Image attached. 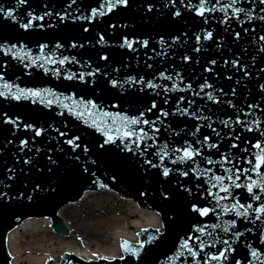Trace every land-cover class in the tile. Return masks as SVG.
Masks as SVG:
<instances>
[{
    "label": "water",
    "instance_id": "95a60500",
    "mask_svg": "<svg viewBox=\"0 0 264 264\" xmlns=\"http://www.w3.org/2000/svg\"><path fill=\"white\" fill-rule=\"evenodd\" d=\"M199 2L129 0L128 6H120L88 22L73 20L72 17L89 15L92 8L100 7L102 0H76L75 3H71V0H26L25 3L20 0H0V8L5 12L12 11L16 17L13 20L0 13V44L5 45L0 49V73L4 80L19 88L52 89L62 94L60 100L70 106L72 101L63 97L70 96L77 102L92 100L102 106L91 109L92 115H89L85 104L79 103L76 111L84 112L81 117L71 114L57 103L33 104L30 99L15 101L0 98V114L7 113L13 119L19 117L21 122L16 127L4 123L0 117V190L8 194L0 199V264H14L11 262L8 234L27 219L49 218L56 232L68 234L59 212L64 205L77 201L87 191L113 190L122 198H131L141 208L157 212L161 216L162 227L156 230L144 225L136 241L123 237V242L127 241L130 247L137 250L135 253L122 249L123 253L118 255L85 260L77 252L65 251L59 261L48 259L43 264H69V261L71 264H169L168 258L174 257L178 245L182 243L181 237L186 238L192 232L193 225L218 222L215 215L200 217L192 210L193 204L199 207L208 205V199H203L202 194L206 196V190L210 187L206 181L211 173L200 174L198 170L197 174L189 171L187 176L181 175L180 170L188 171L189 168H195L196 164L189 161L174 165L170 162L175 158L171 152L169 157H165L161 168H152L145 163L147 159L154 164H161L159 155L154 153H161L165 143L169 149L183 148L185 141L199 147L195 141H203L204 136L211 138L210 143L218 142L220 147L211 150L205 147L202 149L203 155L219 159L221 152L229 150L232 143L230 137L238 132L241 134V140L237 142L240 148L247 146L250 152L258 153L252 145L260 140L259 133L244 131L234 121L239 117L246 123L253 122V127L258 121L260 127L264 128V89L261 87L264 85V39H261L264 37V21L259 19L264 15L260 11L264 5L259 0H239L235 7H243L247 12L238 14V18L231 17L229 12L231 18L222 23L225 14L220 8L228 0H210L207 7L214 6L217 10L206 13L204 17L196 14L195 8ZM177 10L179 16L174 15ZM47 12L52 15L45 16L43 21H34L33 27L27 30L21 27V24L28 22L29 13L40 16ZM58 13H71V16L62 22ZM249 13L251 19L248 18ZM40 24L44 26L38 27ZM85 27L89 29L87 32L83 30ZM208 31L213 33L212 39H205ZM236 33H239V37ZM101 35L104 41L98 43ZM125 37L133 41L135 50L127 46L120 47ZM145 40L148 41L147 46L137 42ZM73 42L84 47L72 48L70 45ZM57 43L63 47L57 48ZM13 44L17 45V50L21 44L24 45L33 56L41 55L39 45L46 44L48 47L43 53L46 57L58 61L63 56H75L80 63L46 65L49 68L60 67L59 78L52 72L45 74L35 66L26 70L24 63L7 54L8 46ZM102 56L108 59H101ZM185 56L189 59H183ZM213 60L216 63L210 64ZM233 61L237 63L234 65ZM96 68L100 71L95 76H86L87 83L63 78L67 74L65 70L87 73ZM160 73L173 79H164ZM132 77L135 81L141 78L145 82L152 81L160 87L150 88L146 83L134 82L130 79ZM113 80L117 81L115 86L111 83ZM205 82L212 87L204 88L201 92L199 86ZM188 84H191V89L186 87ZM165 88L171 91H165ZM196 92L200 95H195ZM206 93H211L219 102L210 100ZM181 96L184 97L183 101L179 100ZM153 101L157 108L149 113L146 109L151 107ZM250 104H258L259 107L249 108ZM178 106L187 109L188 113H196V117L174 114ZM160 109L168 112L167 117L160 116L163 123L157 122L155 125L160 131L155 133L154 140L148 139L137 149L132 142L136 140L135 136H123L127 130L122 122L123 117L139 116L143 111L144 118L154 120L160 115ZM61 111L64 112L63 116L58 115ZM229 118L232 123L228 127L220 122ZM25 124H31L33 128L27 129ZM197 126H200L199 132H196ZM143 127L149 131L147 125ZM36 129L44 131L36 136ZM57 129L66 135L61 136ZM99 129L108 131L115 143L104 144L106 136ZM212 129H216L220 136L217 137ZM193 132H196L195 136L191 135ZM149 135L152 133L149 132ZM73 137H79L77 143L80 147L75 150L65 142ZM22 140L28 141L26 146L21 145ZM261 142L264 143V140ZM101 144H104L103 148ZM125 144L133 150H126ZM85 146L87 151L84 150ZM231 151L233 156L248 155L237 149ZM25 160L30 163H25ZM196 163L201 169L213 167L216 174H223L220 165H208L200 156L196 157ZM163 167L174 171L164 177ZM261 171L264 172V169ZM253 178L258 179L255 173ZM99 183L107 187H100ZM186 188L192 190L191 195L184 191ZM236 192L242 197L241 202H245L248 194L243 189ZM261 200L264 202V194ZM251 202L255 206L256 202ZM229 219L235 217H221V220ZM245 226L251 227V224L242 219L237 220L238 231ZM207 230L212 231L211 228ZM215 231L221 239L231 235L219 229ZM258 236L259 233L254 229L236 241L233 247L237 252L231 257L230 264H235L236 257L248 264L246 256L253 260V264H258L248 255L251 249L246 246L251 244L253 248L264 252V243ZM193 246L198 250L195 241ZM222 246L218 245L217 248ZM206 251L214 250L207 248ZM203 256L201 253V260ZM181 261L174 259L171 264H181ZM188 264H192L190 256Z\"/></svg>",
    "mask_w": 264,
    "mask_h": 264
},
{
    "label": "snow or ice",
    "instance_id": "6c2138e0",
    "mask_svg": "<svg viewBox=\"0 0 264 264\" xmlns=\"http://www.w3.org/2000/svg\"><path fill=\"white\" fill-rule=\"evenodd\" d=\"M21 3H25L26 0H20ZM76 0H71V3H75ZM219 2V0H217ZM210 3V0H200L199 5L196 6V14L204 17L206 13L208 12H215L217 9L213 6L211 8L207 7V5ZM239 3V0H228L226 4H223L220 8V11L224 12L225 14V20L221 21L222 23H226L227 19L231 17L238 18V14L246 13L247 9L243 7H235ZM259 3L261 5H264V0H259ZM129 0H102V3L100 4L99 8H92L89 15H78L72 17L73 20H85L88 22H92L97 17L107 15L108 13L113 12L120 6H128ZM261 12H264V7L260 8ZM229 12H231V17H229ZM0 13H3L7 17H10L11 19L15 20L16 17L13 15L12 11H7L3 8H0ZM29 20L25 24H21V27L24 29H29L33 27L34 21H43L45 16L52 15V13L47 12L44 13V15L35 16L32 13H29ZM61 21L63 22L65 19H67L69 16H71V13H68L66 15L57 14ZM175 16H179L180 12L177 10L174 13ZM248 18L251 19V14H248ZM260 20L264 21V15H261L259 17ZM38 27H43V24L37 25ZM112 27H116V25H112ZM85 32H87L89 29L85 27L83 29ZM247 31V29H245ZM236 36L239 37V33H236ZM213 33L211 31H208L205 33V39H212ZM175 39H178L175 38ZM200 37L197 35V40L199 41ZM261 39H264V37H261ZM104 41V36L101 35L99 38L98 43ZM138 43L143 44L144 46H147L148 41H137ZM163 43V41H161ZM127 46L129 49L135 50L133 48V41L129 40L128 38H124L123 43L120 45V47ZM5 45L0 44V49H3ZM48 46L46 44H40V52L41 55L33 56L31 53V50H26V47L24 45H20L19 50H17V45L13 44L8 46L7 48V54H11L14 58L19 59L22 63H24V68L30 69L32 67L40 68L44 71L45 74L52 72L55 76L58 78L61 76V68L60 67H53L49 68L46 67V65L52 64H59L64 65L65 62L69 63H80L75 56L68 57L63 56L58 61L51 59L49 57H46L43 55L45 49ZM57 48L63 47V45L57 43ZM70 47L72 48H83V44H77L73 42ZM195 51H199V49H195ZM101 59L107 60V56H102ZM183 59L188 60L189 57L185 56ZM210 64H215L216 61H210ZM227 63V62H226ZM234 65L237 63L236 61L232 62ZM85 66H87V62H85ZM149 67H151L149 65ZM66 75L63 76L64 79L73 81V80H79L81 82L87 83L88 81L85 80L86 76H95L96 73H98L100 70L98 68L93 69L91 72H71L67 71ZM206 71H211V69H206ZM264 71V69H262ZM162 78L167 80H172L173 78L171 76H164V73L159 74ZM179 75V74H177ZM134 82H138L141 84H145L150 88H157L160 87L157 84L152 83V81L145 82L143 78H141L139 81H135V78H130ZM182 80L183 77H180ZM230 79V77H229ZM127 82V81H126ZM111 83L115 86L117 84V81L113 80ZM174 87H177L174 85ZM188 89H191V84L186 85ZM201 92L204 90V88H211L212 85L205 82L204 84L200 85ZM262 89H264V85L261 86ZM183 90V89H180ZM165 91H171V89L165 88ZM223 92V90H220ZM235 94V91L233 90V95ZM195 95L199 96L200 93L196 92ZM208 98L210 100H213L214 102H219L216 100V98L211 93H206ZM62 94L55 92L52 89L44 88V89H32V88H19L17 85L13 83H9L6 80H4L3 74L0 73V98L15 100V101H21V100H31L33 104L35 103H46L47 105H52L54 103L59 104L63 109H67L71 114L76 116H83L84 112L82 111H76V106L79 103H83L86 106V109L88 110L89 115H92L91 109L100 108L102 106L97 105L94 101H74L72 100V97H63L65 100L72 101V105L70 106L67 103H63L60 100V97ZM180 101L184 100V97L181 96L179 98ZM165 103H167V100H165ZM192 102L190 101L189 104ZM179 104V102H178ZM229 104L231 105V102L229 101ZM235 107L234 105H232ZM249 108L259 107L258 104L256 105H248ZM157 108V104L155 101L152 102L151 107L146 109L147 112H152L153 109ZM175 113H180L182 115L188 114L193 117H196V113H188L187 109H181L179 106L174 110ZM58 115L63 116L64 112L61 111L58 113ZM105 115H111L109 113H105ZM167 117L168 112L160 109V115L156 116L154 120H148L144 118L145 113L142 111L140 112L139 116L135 117H123V124L127 128L126 131L123 132L124 137L131 138L133 136L136 137V140L132 141L136 144V148L139 149V146L141 143H146L148 139H155V133H158L160 131L159 128L155 127L157 122L163 123V121L160 120V116ZM0 117L3 118V122L7 124H12L13 126L19 127V124L21 123L19 120V117L13 119L8 116L7 113L0 114ZM199 119V117H198ZM203 119H208V117H203ZM222 124H224L226 127L232 123L231 118L228 120L220 121ZM112 123H116V121H112ZM234 123L241 125L242 129L247 132L257 131L260 136V140H258L254 145H252V148L258 150V153H252L249 151V148L246 146L243 149L240 148L238 141L241 140V134L238 132L235 136L230 137L232 140V143L229 145V150L225 152H221L219 154V159H212L211 157H206L203 155L202 149L208 148L211 149H219L220 144L217 143H210V137L204 136L203 141L196 140L195 144L199 145V147H195L193 143L189 141L184 142L183 148H173L169 149L167 143L163 145V148L161 149V153H154L156 155H159L161 164H154L151 160H145V163L150 165L152 168H161L163 161L165 157H169V152L172 153L173 156H175L174 159H171L170 162L172 164H186L189 161H192L194 164H196L195 168H189L188 171L180 170V174L183 176H187L189 171H192L194 174H197V171L199 170L200 174H206L211 173L209 176V179L206 181L210 185V187L206 190V196L202 194L203 199H208V205L204 207H199L197 204L192 205V210L199 214L200 217H207L210 214L215 215L217 218V223L214 224H205V225H193L192 226V232H190L186 238L181 237L182 243L178 245V250L175 253L174 257H169L168 261L169 264L176 259L180 260L183 257V261H181V264H188V256L192 258V264H212V262H215V264H230L231 257L235 255L237 252V249L233 247V244L236 243V241L240 240L241 237L245 235V233H252L255 229L256 232L259 233L258 239L261 241V243H264V202H262V194H264V172L261 170L264 169V143L261 141L264 140V128L260 127V122H255V127L252 126L253 122H245L239 119L234 121ZM93 124L95 125L96 122L93 120ZM144 125L148 126L149 131H145ZM25 128L31 129L33 128V125L31 124H25ZM98 127V126H97ZM208 127L211 128V124L208 125ZM104 133L106 136V139L104 141V144H110L115 143V139L112 135L109 134L108 131H105V129H99ZM119 131L120 129H116ZM200 126H197L196 132H199ZM44 130L43 129H36L35 135L40 136ZM59 132V129H57ZM174 131V130H173ZM214 133H216L217 137L220 136V133L216 131V129H212ZM149 132L152 133V135H149ZM196 132L191 133L192 136L196 135ZM61 136H65L66 133L59 132ZM175 135H179V133H175ZM79 140V137H73L72 139H68L65 141L68 145L72 146V148L75 150L76 148L80 147V144L77 143ZM11 143V141H9ZM27 140H22L21 145H27ZM245 143H249V141H245ZM104 144H101L100 147L103 148ZM150 147V145H149ZM124 148L128 151H132V148H129L127 144L124 145ZM231 149H237L241 153H247V156H233ZM85 151H87V147L85 146ZM177 153H180L179 155H176ZM202 157L204 161L208 165H220L222 169L223 174H216L213 170V167L203 168L201 169L200 165L196 163V157ZM78 159V158H77ZM49 160H51V157H49ZM25 163H30L29 160H25ZM52 163H55V161H52ZM225 165H229L228 167H225ZM243 165H247V167H244ZM11 171V169H9ZM85 172H87V168L84 169ZM174 169L163 167L162 168V175L164 177H168L171 172H173ZM253 173H255L257 178H253ZM11 178V177H10ZM197 178H199V175H197ZM115 179V178H113ZM94 183H98V181H94ZM100 187H107V185H104L102 183H99ZM197 188L199 189L200 186L197 185ZM215 189V191H213ZM243 189L248 195L245 199V202H241L242 197L236 192V190ZM189 195L192 194V190L190 188L184 189ZM7 193L0 190V199H3L7 197ZM10 199V197H8ZM31 197H29L30 199ZM210 198V199H209ZM256 202L255 206L251 202ZM225 215H231L234 216L235 219H229V220H221V217ZM242 219L244 221H247L249 224H251V227L245 226L242 230H237V220ZM211 228L212 231H208L207 229ZM216 229H219L220 232H223L225 234H231L230 236H227L229 238H223L221 239L219 235L216 234ZM196 242L198 244V250L193 246V242ZM218 245H223L222 247L217 248ZM248 248H250V253L248 254L250 257L254 258L258 264H264V252H261L258 248H253L251 244L246 245ZM122 249L127 252H133L135 253L137 250L135 248H132L129 246L127 241H124L121 245ZM143 247V245H141ZM207 248H212L213 252L206 251ZM187 253V255H185ZM201 253L204 254L203 260H201ZM95 256L96 253H93ZM52 257H49V260H52ZM104 259H108L107 257H104ZM123 259V257H121ZM246 259L248 260V264H253L252 259H248V256H246ZM69 264H71V261H69ZM235 264H244V262L237 258L235 259Z\"/></svg>",
    "mask_w": 264,
    "mask_h": 264
},
{
    "label": "bare ground",
    "instance_id": "6f19581e",
    "mask_svg": "<svg viewBox=\"0 0 264 264\" xmlns=\"http://www.w3.org/2000/svg\"><path fill=\"white\" fill-rule=\"evenodd\" d=\"M101 192L102 191H87L80 199L64 205L62 209L73 205L78 206L85 201V199ZM108 193L110 197H119L115 191H108ZM125 200L129 205L130 213L133 214L134 217L130 222H122L116 218L112 225H108V227L103 226L102 233H104V237L95 245L90 244L84 237H82L84 239L79 238L78 242L77 240H67L61 235H59L60 237L57 240H55L54 237L48 236V233L51 232L53 234L58 233L51 226L49 218H32L23 221L8 234L7 241L11 249V262L14 264H23L24 262L43 264L49 257L53 258L52 261H59L65 251L77 252L85 260L98 258L104 255H118L123 253L121 247L123 237H129L133 241H136L138 239V233L144 225H150L156 230L162 227L161 216L157 212L141 208L137 202L131 198H126ZM40 221L46 222L45 224L49 228L46 230L47 233L43 235L44 237L36 246H26L22 248L19 243V230L22 228H29L38 231L39 228L37 224ZM100 223L103 225L104 221H100ZM93 253H96V255L94 256Z\"/></svg>",
    "mask_w": 264,
    "mask_h": 264
},
{
    "label": "rangeland",
    "instance_id": "374dc122",
    "mask_svg": "<svg viewBox=\"0 0 264 264\" xmlns=\"http://www.w3.org/2000/svg\"><path fill=\"white\" fill-rule=\"evenodd\" d=\"M108 191H102L85 199L81 204L61 209L59 214L68 234L48 233V236L57 240L61 235L67 240L79 242V238L84 237L90 244H97L104 237L103 226L112 225L113 221L118 218L120 221H128L134 217L129 211V205L123 198L114 196L110 197ZM100 221H104L103 225ZM46 222H38V231L29 228L19 230L20 246H36L44 237L48 230ZM58 234V235H57ZM82 238V239H84Z\"/></svg>",
    "mask_w": 264,
    "mask_h": 264
}]
</instances>
